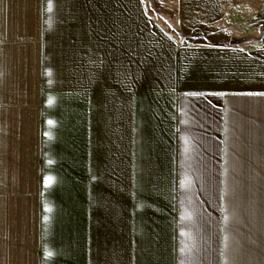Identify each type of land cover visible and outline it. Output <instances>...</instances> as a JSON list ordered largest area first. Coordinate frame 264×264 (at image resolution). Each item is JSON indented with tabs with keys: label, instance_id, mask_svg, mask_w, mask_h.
Returning <instances> with one entry per match:
<instances>
[{
	"label": "crops",
	"instance_id": "crops-1",
	"mask_svg": "<svg viewBox=\"0 0 264 264\" xmlns=\"http://www.w3.org/2000/svg\"><path fill=\"white\" fill-rule=\"evenodd\" d=\"M153 4L0 0V264H264V0Z\"/></svg>",
	"mask_w": 264,
	"mask_h": 264
},
{
	"label": "rangeland",
	"instance_id": "rangeland-1",
	"mask_svg": "<svg viewBox=\"0 0 264 264\" xmlns=\"http://www.w3.org/2000/svg\"><path fill=\"white\" fill-rule=\"evenodd\" d=\"M145 1V5L149 11V13H151L155 18H159V19H163V16H161V14H159L157 12V9L155 7V5L153 4V0H144ZM236 16V15H235ZM238 18V16H236ZM171 29H173L172 27H170L169 25L167 26ZM175 29V28H174ZM173 29V32H175L176 30ZM255 39H257L259 42H256V44L264 42V31H261L258 35V37H256Z\"/></svg>",
	"mask_w": 264,
	"mask_h": 264
}]
</instances>
